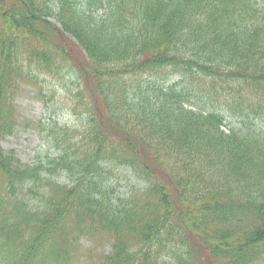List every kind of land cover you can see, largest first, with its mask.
I'll list each match as a JSON object with an SVG mask.
<instances>
[{
  "label": "trees",
  "instance_id": "obj_1",
  "mask_svg": "<svg viewBox=\"0 0 264 264\" xmlns=\"http://www.w3.org/2000/svg\"><path fill=\"white\" fill-rule=\"evenodd\" d=\"M62 73L85 122L50 160L0 146V264H264V0H0V138Z\"/></svg>",
  "mask_w": 264,
  "mask_h": 264
},
{
  "label": "rangeland",
  "instance_id": "obj_2",
  "mask_svg": "<svg viewBox=\"0 0 264 264\" xmlns=\"http://www.w3.org/2000/svg\"><path fill=\"white\" fill-rule=\"evenodd\" d=\"M36 76L37 84L25 80L19 83L18 91L14 96L16 106L14 129L11 134L0 138L4 153H12L22 163H31L45 153L47 148L43 140L45 131L38 126L40 122L57 119L59 124L74 129L85 122L82 112L87 101L84 100L82 105L80 100L76 101L73 98L76 88L78 90L80 87L74 74L70 76L62 73L59 77L42 74H36ZM200 105H203L202 102ZM206 106L213 107L208 103ZM226 122L230 125L233 119L227 117ZM50 152L53 153V149ZM48 157L51 156L48 155ZM59 174L58 179L63 180V170L59 171ZM118 177L119 193H125L131 185L140 186L133 174L118 172ZM78 244L79 256L86 255L88 250H96L95 253L110 251L108 237L95 238L85 235L79 239Z\"/></svg>",
  "mask_w": 264,
  "mask_h": 264
}]
</instances>
